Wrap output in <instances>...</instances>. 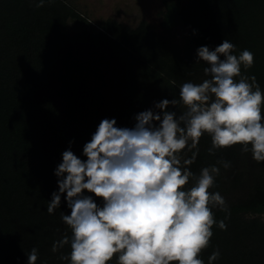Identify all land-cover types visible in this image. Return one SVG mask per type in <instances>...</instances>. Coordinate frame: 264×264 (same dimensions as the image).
Listing matches in <instances>:
<instances>
[{"label":"trees","instance_id":"trees-1","mask_svg":"<svg viewBox=\"0 0 264 264\" xmlns=\"http://www.w3.org/2000/svg\"><path fill=\"white\" fill-rule=\"evenodd\" d=\"M161 3L160 28L178 30L181 45L152 32L146 22L128 30L112 21L99 35H70V21L88 22L65 0H46L42 7L35 0H0V264H26L32 248L38 250L36 264H68L59 257L70 245L52 251L55 241L71 237L61 219L62 212L70 214L63 196L60 208L47 212L61 153L74 141L71 150L86 159L83 145L102 119L132 127L134 115L154 102L179 101L183 83L208 79L206 62L195 63L198 47L214 49L227 39L236 45L233 54L251 51L253 65H242L241 74L255 76L264 91V0ZM174 110L179 114L185 106L178 102ZM211 146L205 133L189 167L197 176L204 167L220 168L209 191L226 201L227 212L212 211L227 229L212 226L200 258L208 264L219 249L215 264H264V162L258 164L239 144L214 154ZM108 264H118L115 255Z\"/></svg>","mask_w":264,"mask_h":264},{"label":"clouds","instance_id":"clouds-1","mask_svg":"<svg viewBox=\"0 0 264 264\" xmlns=\"http://www.w3.org/2000/svg\"><path fill=\"white\" fill-rule=\"evenodd\" d=\"M45 2L35 0V6ZM235 48L227 39L214 49L198 47L195 63L206 62L209 78L183 83L179 101L154 102L134 115L132 127L102 119L83 145L86 159L74 154V141H69L53 171L57 190L47 206L52 214L63 196L70 210L61 219L71 237L52 246L55 253L70 245L61 261L108 264L115 255L118 264H205L200 253L209 246L212 226L227 229L212 208L227 212V207L219 192L209 191L220 168L204 167L197 176L189 167L200 138L210 135V154L239 144L258 164L264 162V91L255 76L241 74L242 65H253V53L244 49L237 56ZM178 102L185 106L179 114L174 110ZM192 149L196 151L185 158ZM221 163L230 167L228 161ZM95 198H101L99 203ZM26 256V264H36L38 250L32 248ZM219 256L217 249L208 264Z\"/></svg>","mask_w":264,"mask_h":264},{"label":"rangeland","instance_id":"rangeland-1","mask_svg":"<svg viewBox=\"0 0 264 264\" xmlns=\"http://www.w3.org/2000/svg\"><path fill=\"white\" fill-rule=\"evenodd\" d=\"M83 16L88 25L75 22L68 23L70 35L85 31L89 36L99 35L116 21L128 30L135 29L141 22H146L152 32L181 45L182 34L178 30L164 33L160 28L161 0H65Z\"/></svg>","mask_w":264,"mask_h":264}]
</instances>
